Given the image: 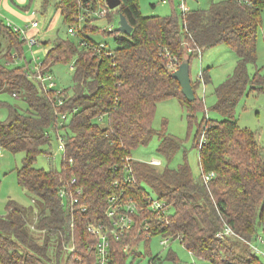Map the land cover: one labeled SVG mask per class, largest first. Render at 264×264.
I'll return each instance as SVG.
<instances>
[{
  "label": "trees",
  "instance_id": "1",
  "mask_svg": "<svg viewBox=\"0 0 264 264\" xmlns=\"http://www.w3.org/2000/svg\"><path fill=\"white\" fill-rule=\"evenodd\" d=\"M58 2L64 22L72 24L77 1ZM118 8L132 31L114 36L113 59L89 47L78 50L70 39L58 38L48 49L43 67L50 73L53 65L77 54L73 85L58 94L56 81L46 91L33 78V58L25 53L26 41L0 17V94L8 93L26 104L22 110L17 103L0 99V106L8 111L7 118L0 120V147L23 152L17 181L33 202L25 206L10 199L7 213L0 215V264H93L97 253L89 248L95 237L88 225L107 222L113 193L136 199L142 208L134 214L129 232L111 238L109 264H128L130 257L134 261L140 254L139 242L149 243L155 234L173 239L179 235L190 253L206 263L264 264V254L252 251L246 242H257L259 230L264 231V145L255 130L240 127L236 118V107L248 87L264 91V71L249 72V64L257 62L260 26L264 37V0H210L208 6L190 8L180 16L143 15L138 0H121ZM84 30L89 39L94 33L111 32L89 21ZM29 32L37 34L39 27ZM220 43L236 54L237 62L214 89L216 101L211 108L220 117L205 115L197 124L194 147L202 172L195 177L187 161L176 168L169 166L182 141L165 131L157 132L152 121L159 102L177 98L188 108L192 125L204 100L198 95L187 100L171 75L168 55L191 64L205 49ZM13 62L16 66H10ZM201 81H211L210 67L201 70L197 82L192 81L193 88ZM65 111L66 118L60 120L58 112ZM102 114L103 120L99 118ZM56 128L66 141V155L61 169H45L38 165V156L52 152L51 132ZM155 135L159 139L156 151L167 160L162 169L131 157L133 149L147 146ZM127 156L133 168L131 182L125 179ZM210 171L215 174L206 182L204 174ZM73 177L83 188L80 204L87 206L85 211L76 207L72 212L59 196L61 184ZM117 178L119 186L113 184ZM151 194L169 208L165 225L146 207ZM147 224L150 236L143 231ZM225 226L236 236H219ZM73 242L75 250H68ZM168 257L178 258L171 250ZM159 260L158 255L150 257V262Z\"/></svg>",
  "mask_w": 264,
  "mask_h": 264
},
{
  "label": "rangeland",
  "instance_id": "2",
  "mask_svg": "<svg viewBox=\"0 0 264 264\" xmlns=\"http://www.w3.org/2000/svg\"><path fill=\"white\" fill-rule=\"evenodd\" d=\"M210 0H187L189 8H200L209 5ZM181 0H170L163 3L162 0H138L139 8L143 15H181L179 7ZM58 0H1L3 14L12 18L14 22L22 23L20 25L29 24L33 18L39 21V38L45 43L36 44L32 48L27 44L25 53L27 57H39V61L45 59L48 49H50L54 41L58 38L70 39L78 44V50H82V45L79 43V36L68 32V25L64 22V17L57 6ZM103 7V6H102ZM101 7V8H102ZM119 8H113L110 15L93 20L92 24L99 26L100 29H107L113 25L114 29L109 34L101 32L91 34L92 39L107 42L111 47L114 46V36L118 33L120 12ZM35 11V15L32 12ZM23 19V20H22ZM263 26L259 27L257 38V62L249 64V72H253L258 68L264 71V37ZM88 35V34H87ZM77 58V54H73L66 61H61L53 65L51 74L55 76L56 88L71 89L73 85V67ZM17 61H20L18 59ZM237 62L236 54L224 43L207 48L201 56L194 58L190 64V74L193 82H197L201 70L210 67L211 81L204 83L201 81L195 90V94L204 100V108L196 111V120L189 124L188 108L183 105L179 99L171 98L163 100L157 104L156 112L152 121V126L157 132H167L176 135L182 141V147L179 149L174 159L168 163L170 167H178L180 163L187 161L193 175L199 177L201 175V167L199 164L198 149L194 147V137L197 130V124L206 115L211 118H218L220 114L212 109V105L216 101L214 89L222 83L234 70ZM181 63V62H180ZM10 66H16L15 62L10 63ZM0 99L17 103L22 110L26 108V104L8 93L0 94ZM8 111L5 107L0 106V120L6 119ZM236 118L238 125L243 128L255 130L261 144L264 145V91H256L247 88L241 96L236 107ZM61 120V118H60ZM69 119L67 120V122ZM105 119L103 123H106ZM51 147L50 150L55 157L48 156L45 153L38 156V165L45 169L51 167L61 169L62 167V152L58 149V139L55 130L51 132ZM159 144V139L155 135L147 146H139L132 150L131 157L145 162H151L152 159H159L161 162L156 165L162 169L166 166L167 160L159 155L156 151ZM23 152L12 153L10 150L0 147V215L7 213L6 204L8 200L13 199L25 206L31 205L32 198L30 193L18 184L17 167L22 163ZM151 197L156 200V196L151 194ZM35 223V222H34ZM259 233L264 238V231L259 230ZM169 238L166 247L161 243V240ZM44 240H40L42 243ZM72 244V243H70ZM258 248L264 252V242L258 243ZM65 244L63 248H65ZM240 249L242 247H239ZM137 250L140 253L135 260L128 258V264H210L193 256L190 251L182 244L179 239H173L169 236L163 237L162 234H155L150 239L149 243L144 240L139 242ZM174 251L178 258L174 261L168 257L169 251ZM63 253V252H62ZM151 255H158L159 261L150 262ZM55 260V257L51 255ZM62 258H64L62 256ZM65 259V258H64ZM72 259H74L72 257Z\"/></svg>",
  "mask_w": 264,
  "mask_h": 264
},
{
  "label": "built area",
  "instance_id": "3",
  "mask_svg": "<svg viewBox=\"0 0 264 264\" xmlns=\"http://www.w3.org/2000/svg\"><path fill=\"white\" fill-rule=\"evenodd\" d=\"M77 1V10L76 15L74 17V22L70 25H68V32L74 35H78L80 40L79 43L82 45V47H89L93 51L97 52L101 56H110L112 59L115 56L114 51L112 50L111 46L107 42H101L95 39H89L87 37V33L84 30V24H86L88 21L89 23L93 22V18L96 17L102 18L106 15H110V13L113 12V8H110L107 4L106 0H103L104 3H102V0H76ZM163 3H167V0H162ZM103 6V7H102ZM102 7V8H101ZM179 7L183 12L189 10V6H187V0H181ZM35 11L32 12L33 15ZM95 18V19H96ZM7 23L17 32L21 34L22 39L26 41V43L29 45L30 48L35 46L36 44H41L45 42V40H41L38 36V33H32L29 32L31 28L39 27V21L37 19H34L26 25H20L14 22H11L10 20H7ZM113 25L109 26L107 29L103 30H109L113 31L112 28ZM123 33L122 31H118V33ZM168 66L171 70H175L178 68L180 62H178L176 59H174L172 56L168 55L167 58ZM74 67V65H72ZM33 78H37V80L40 81L42 87L44 90L48 91L50 88H53L55 86V76L52 75L49 71H46L43 67V61H39V57L33 56V66H32ZM61 90H57V94L60 93ZM60 103H62V100L59 99ZM67 116V111L65 112H58V118H62L63 120ZM101 120L105 118V115L102 114L99 116ZM62 124V121L58 122V126ZM57 132V139H58V149L62 152L63 158L66 155V141L64 140L62 134L59 132L58 128H56ZM48 156L55 157L53 152H50L47 154ZM130 159L129 156L126 157L125 163H124V172H125V179L128 181H132L134 178L133 175V168L128 162ZM69 161L72 162L73 159L69 158ZM161 161L159 159H152L150 163L158 165ZM115 169H118V166H115ZM215 172L210 171L209 173L204 174V179L206 182H208L213 176ZM113 184L115 186H119L120 179L117 178L114 180ZM83 192V188L78 184L77 178L73 177L68 181H65L61 184L59 187L58 193L61 197V200L63 202V205L66 206V208L71 209L72 212L75 210L76 207H79L81 211H85L87 209V206L80 204V195ZM146 207L148 209H151L152 214L157 215L159 218L160 224H167V214L169 213V208L166 205V202L162 199L156 198L154 200L151 196L146 197ZM77 205V206H76ZM141 204L134 198H128L127 200L123 198L122 194L119 193H113L109 197V205L106 210V217L107 222H94L90 223L88 225V231L95 237V243L93 247H90V251L93 249L97 253V260L93 264H109L110 262V253H111V238L115 237L117 239L122 238L124 234L129 232L133 225H134V214L141 210ZM148 221V218L145 219V222ZM74 225V219L72 217L71 219V227ZM143 231H146V235L150 236V228L149 224L145 226ZM221 237L226 236H236V233L232 230L230 226H225L222 231L218 233ZM170 235H163V237ZM177 239L181 240V237L178 235L176 237ZM169 238H165L161 240V243L164 246H168ZM257 242L252 241H246L249 247L254 252H260L264 254L263 251H261L258 248L257 243H263L264 238L261 234H258L256 237ZM128 248V245L126 244L124 249ZM68 250H75V242L72 244H69L67 246ZM92 250V251H93Z\"/></svg>",
  "mask_w": 264,
  "mask_h": 264
},
{
  "label": "water",
  "instance_id": "4",
  "mask_svg": "<svg viewBox=\"0 0 264 264\" xmlns=\"http://www.w3.org/2000/svg\"><path fill=\"white\" fill-rule=\"evenodd\" d=\"M107 4L110 8H116L119 7L121 4V0H106ZM119 27L118 30L129 34L132 31V26L128 22L126 16L123 12H120L119 14ZM171 75L175 77L180 86L183 94L187 98V100L192 101L195 99L196 94L195 90L193 88L191 74H190V62L188 59L183 60L177 69L171 71Z\"/></svg>",
  "mask_w": 264,
  "mask_h": 264
},
{
  "label": "crops",
  "instance_id": "5",
  "mask_svg": "<svg viewBox=\"0 0 264 264\" xmlns=\"http://www.w3.org/2000/svg\"><path fill=\"white\" fill-rule=\"evenodd\" d=\"M0 10H1V12H0V17H3V18H5L6 20H10L11 22H14V21H12V20H13L12 18H10V17H8V16H6V15L3 14L2 6H1V0H0ZM22 20H23V19H22ZM14 23L22 24V23H19L18 21H17V22H14ZM32 31H33V30H32Z\"/></svg>",
  "mask_w": 264,
  "mask_h": 264
}]
</instances>
